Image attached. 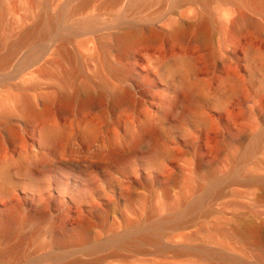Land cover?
<instances>
[{
  "label": "rangeland",
  "instance_id": "374dc122",
  "mask_svg": "<svg viewBox=\"0 0 264 264\" xmlns=\"http://www.w3.org/2000/svg\"><path fill=\"white\" fill-rule=\"evenodd\" d=\"M0 4V112L25 95L39 113L26 129L15 124L23 141L0 149V169L11 173L0 211L41 218L0 241L15 247L0 264H264L263 238L255 245L235 232L239 222L264 227V0ZM205 18L209 30L200 37ZM237 19L246 22L235 28ZM38 25V36L2 69ZM131 32L139 38L129 55L109 46ZM62 79L73 83L77 100L46 109ZM85 82L103 97L95 106H82ZM114 89L127 100L114 104ZM181 95L193 102L185 115ZM148 127L159 150L149 152L144 142L109 168L95 157L127 152ZM59 137L68 156L53 150ZM51 160L69 165L35 171ZM164 218L152 237L137 239ZM65 233L72 244L54 242L53 234Z\"/></svg>",
  "mask_w": 264,
  "mask_h": 264
},
{
  "label": "bare ground",
  "instance_id": "6f19581e",
  "mask_svg": "<svg viewBox=\"0 0 264 264\" xmlns=\"http://www.w3.org/2000/svg\"><path fill=\"white\" fill-rule=\"evenodd\" d=\"M119 0H114V2ZM2 6L0 4V23H1V12ZM244 19H237L233 25L235 28L245 23ZM51 27V20L46 21V24ZM209 20L202 19L199 24L198 34L200 37H204L209 30ZM185 27V26H184ZM40 26H36L24 32L21 36L20 40L14 46V50L12 51L9 60L2 66V69H7L11 66L12 62L16 59L19 46L22 45L25 41L33 39L38 36ZM175 34L179 37H182V32L185 28H183L179 23L176 25ZM139 38L138 32L126 33L120 36H114L109 43V46L119 55L121 52H126L127 55L130 54L136 40ZM124 70V69H123ZM64 79L58 80V89L57 93L54 96L47 97L45 99L46 109L51 105H57L58 107L71 105L77 100V91L69 90V87L73 86V83H65ZM82 91L84 93V100L82 102V106H95L97 103L101 102L103 97L100 93L94 92L92 87L88 82H85L82 85ZM113 101L114 104L118 105L123 101L127 100L128 94L120 89L112 90ZM9 105H2L0 112V119L5 121V124L2 127L0 125V149L5 148L10 145V143L14 141H23L25 136L22 132L19 131V128L15 127L16 123H19L24 129L29 127L31 121L36 118L39 113L37 109V102L35 99L30 98L25 95H17L13 96L8 100ZM178 103L181 105V109L183 108V115L188 114L192 110V99L190 96L186 95L182 97V95L178 99ZM95 104V105H94ZM179 120H182V111L179 116ZM52 147L55 152L59 153L62 156H68L69 151L64 147L62 143V138H53L51 139ZM148 144V151L155 152L159 150L160 143L158 140V135L156 131L152 127H148L147 130L140 136L137 137L135 142L132 143L129 150L127 152H120L117 150H111L106 153H96V158H103L104 162L108 165V168L113 164L114 166L121 164L126 161L130 156L136 153L140 148L142 143ZM69 165V162L59 163L57 161H48L45 165H37L35 167V171L38 174L49 172L51 168L52 171L64 170ZM110 165V166H109ZM24 167H19L17 170L18 173H22L24 171ZM27 171V170H26ZM36 173V172H35ZM11 173L7 166H4L0 169V203L2 201L8 199V192L5 190L8 184H10ZM264 185V184H263ZM7 186V187H6ZM12 186V185H11ZM39 201V200H38ZM31 203V202H30ZM178 204H182L181 201ZM40 213L38 211H33L25 218H20L15 214H10L5 210L0 211V241H5L11 238H15L18 234L19 229L25 225L26 223H39ZM165 222V218L162 221L158 222L156 225L149 226L144 234H137V239L139 240H148L152 237V234L156 227L163 225ZM232 231V230H231ZM90 232V227L87 225L84 229L80 230V234L82 237L86 238ZM156 232V231H155ZM227 232V231H226ZM236 235L241 238H250L255 245L261 244V239L264 240V227L262 228L260 225L254 224H244L239 222L238 227L235 230ZM54 242L56 243H67V245L72 244L74 236L71 233L65 234H53ZM15 251V247L11 246H3L0 247V263L4 261V259L12 254ZM235 264V263H234ZM238 264V263H236Z\"/></svg>",
  "mask_w": 264,
  "mask_h": 264
}]
</instances>
